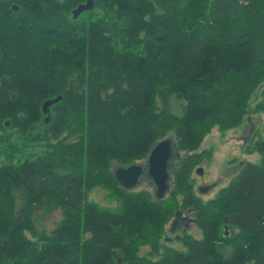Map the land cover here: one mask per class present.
<instances>
[{"label":"trees","instance_id":"16d2710c","mask_svg":"<svg viewBox=\"0 0 264 264\" xmlns=\"http://www.w3.org/2000/svg\"><path fill=\"white\" fill-rule=\"evenodd\" d=\"M86 1L0 0V264H264V139L214 198L191 182L215 126L258 90L264 113V0H93L75 18ZM167 137V195L122 188L115 167ZM40 208L62 210L50 231ZM190 208L202 237H165Z\"/></svg>","mask_w":264,"mask_h":264},{"label":"rangeland","instance_id":"374dc122","mask_svg":"<svg viewBox=\"0 0 264 264\" xmlns=\"http://www.w3.org/2000/svg\"><path fill=\"white\" fill-rule=\"evenodd\" d=\"M260 94L261 91L258 90L253 95L249 104L248 115L240 125L226 130H221L218 126H215L201 143L198 151L207 149L211 151L212 155L210 158L204 159L197 166V168L201 167L203 172L201 174L198 173L196 168L193 172L191 182L194 193L203 202L214 198L221 188L228 185L232 177L238 173L241 163L246 161L259 163L261 161L260 153L258 151H252V147L255 140L259 138L264 139V113L251 111L261 99ZM173 103L176 106V111L180 112V101L173 99ZM136 162L145 165L147 160L141 159ZM204 187H208V189L201 191V188ZM144 188L151 191L155 189L147 177H143L134 190ZM88 196L90 199L105 206H114L117 202L115 195L99 186L89 189ZM34 216L36 226L39 229L50 231L56 222L62 218V210L61 208H56L46 211L40 208L35 211ZM186 217L190 218L187 225L185 224V220H182ZM174 221L175 217L166 225L167 233L165 237L173 239L176 235L182 234L183 232H188L195 237H202V231L195 221V214L192 208L182 209L180 225L174 231H171ZM167 241L170 244L180 247L179 244L173 241L168 239ZM148 251L149 247H143L140 254Z\"/></svg>","mask_w":264,"mask_h":264},{"label":"water","instance_id":"95a60500","mask_svg":"<svg viewBox=\"0 0 264 264\" xmlns=\"http://www.w3.org/2000/svg\"><path fill=\"white\" fill-rule=\"evenodd\" d=\"M94 6L93 0H87L80 4L73 12L76 18L83 11L90 10ZM52 101L47 102V107ZM174 139L167 137L159 141L150 151L146 164L132 163L128 166H117L114 174L119 185L126 189H134L143 177H147L154 186V193L158 199L164 198L171 184V168L177 158L180 157ZM198 173H202L201 167L197 168ZM204 187L201 191H206ZM182 214L181 210L176 211V217Z\"/></svg>","mask_w":264,"mask_h":264},{"label":"flooded vegetation","instance_id":"af4514ba","mask_svg":"<svg viewBox=\"0 0 264 264\" xmlns=\"http://www.w3.org/2000/svg\"><path fill=\"white\" fill-rule=\"evenodd\" d=\"M182 220H185V222H186L185 224L187 225L188 224V221H190V218L189 217H186V218H183ZM180 221H181V215L178 216V217L175 216V221L173 223V226L171 227V231H174L180 225Z\"/></svg>","mask_w":264,"mask_h":264}]
</instances>
